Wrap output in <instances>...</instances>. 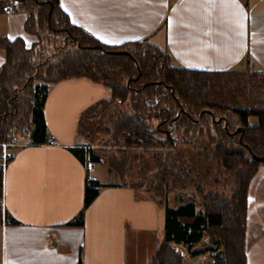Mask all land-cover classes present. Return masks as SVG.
I'll list each match as a JSON object with an SVG mask.
<instances>
[{"label":"crops","instance_id":"crops-1","mask_svg":"<svg viewBox=\"0 0 264 264\" xmlns=\"http://www.w3.org/2000/svg\"><path fill=\"white\" fill-rule=\"evenodd\" d=\"M58 3L71 23L109 46L146 40L166 52L172 66L264 71V0ZM25 18V11L0 8V37L20 36L30 46L36 37L26 31ZM3 60L0 47V67ZM46 92L47 139L56 142L21 140L2 168L0 264H149L163 242L164 206L116 181L107 165L92 172L103 160H91L92 144L76 128L88 105L110 98V87L81 76L48 82ZM88 179L104 185L84 207ZM173 192L167 204L177 207L183 195L171 202ZM209 244L203 237L190 247L171 246L180 264H213L221 246L205 249ZM244 253L245 264H264V163L248 183Z\"/></svg>","mask_w":264,"mask_h":264},{"label":"trees","instance_id":"trees-1","mask_svg":"<svg viewBox=\"0 0 264 264\" xmlns=\"http://www.w3.org/2000/svg\"><path fill=\"white\" fill-rule=\"evenodd\" d=\"M8 5L12 10L26 12L24 27L36 38L30 46H26L20 36L13 40L0 37V47L4 50L0 67V155L2 142L11 136L27 138L30 143L46 141L44 101L48 82L83 76L103 83L111 89L110 98L88 105L80 113L79 120L98 105L120 104L127 99L130 112L117 118L114 126L115 134L121 137L124 145L146 148L152 144L172 146L185 141L188 138L186 134L192 130L195 132L193 140L198 132L206 134L209 131L205 141L214 142L215 152L220 151L217 157L220 164L232 169L236 164H244L236 167L239 172L232 195L225 196L219 192L202 193L187 179L184 170L172 168L173 163L166 165L159 162L162 177L159 184H149L148 188L154 194L145 195L140 191L141 195H138L150 197L163 205L165 211L163 242L149 264H180L181 259L171 243L182 242L190 247L203 237H207L210 243L205 249L221 246L213 264H245L247 189L256 170L252 172L245 167L264 160L253 159L238 139L241 137L255 153H264L263 98L258 97L254 106H244L237 95L231 93L230 84L212 80L230 77L236 70L172 66L168 54L146 40L127 41L118 46L106 45L71 23L58 0H0L1 9ZM249 72L261 73L264 77V71ZM34 78H41L44 83H35ZM261 84L264 85V81L256 83L257 86ZM218 113L220 120L216 121L214 118ZM252 116L257 117L256 122L249 121ZM237 128L240 129L235 131ZM78 133L86 138L80 131ZM155 133H163L164 136ZM101 156L96 146L92 145L91 160L98 162ZM121 160L124 159L111 157L106 165L122 178L125 173ZM2 168L0 157V199ZM127 184L139 191V184L134 181ZM102 185L98 180L86 181L84 207L88 206L96 196L97 188ZM190 186L202 198L199 210L192 197L177 207L168 206L169 192H182Z\"/></svg>","mask_w":264,"mask_h":264},{"label":"rangeland","instance_id":"rangeland-1","mask_svg":"<svg viewBox=\"0 0 264 264\" xmlns=\"http://www.w3.org/2000/svg\"><path fill=\"white\" fill-rule=\"evenodd\" d=\"M59 56H57L58 58ZM56 59V58H55ZM249 71H256L246 68L244 70H236L232 76L221 77L220 79H212L214 82H222L225 85L232 87L231 93L237 95L240 104L244 106L256 105V100L263 98L264 102V85L257 86L258 81H264L261 73H250ZM35 83H44L41 78H34ZM237 88H236V87ZM234 87V88H233ZM260 104V103H259ZM129 101L118 104L114 102L109 105H98L94 111L88 112L83 119L78 120L77 130L80 131L86 140L96 146V149L102 155V163L95 165L92 172L105 170L107 159L121 157L123 174L121 178L117 176L116 181L129 182L134 181L139 184V191L136 193L141 195L140 191L145 195L154 194L149 188V184H159L161 179V164L173 163L174 169L180 168L187 174V179L191 180L195 185L202 190V193H215L219 192L225 196H231L236 186L238 165L234 169L220 164L219 158L220 151L215 152L216 148L213 143L205 141L208 132L196 134V139L193 140L194 130L186 134L188 138L185 141L176 142L174 145L161 146L159 144H152L149 147L140 145L123 144L121 137L115 134L114 126L117 118L124 116L125 113L130 112ZM182 108V107H180ZM216 121L220 120V113L215 115ZM214 116V117H215ZM257 117L252 116L251 122H256ZM157 136L163 137V133H155ZM200 135V136H199ZM202 141H200V139ZM26 138H21L24 141ZM195 141V142H194ZM258 154V153H256ZM259 155V154H258ZM264 162H258L246 166L247 170H253L258 165ZM164 174V173H163ZM183 195L182 201L194 198L196 204L200 207L202 205V198L196 193L193 186L186 188L183 192L174 191L170 194V201L172 202L177 195ZM197 195V197H196ZM192 197V198H191Z\"/></svg>","mask_w":264,"mask_h":264},{"label":"built area","instance_id":"built-area-1","mask_svg":"<svg viewBox=\"0 0 264 264\" xmlns=\"http://www.w3.org/2000/svg\"><path fill=\"white\" fill-rule=\"evenodd\" d=\"M21 140L15 136H11L7 141L5 142H2V146H3V151L0 155L1 157V164L4 165L5 161L8 159V158H11L13 156V151H12V148L19 145L21 142ZM47 142L48 143H55V139L53 138H48L47 139Z\"/></svg>","mask_w":264,"mask_h":264},{"label":"water","instance_id":"water-1","mask_svg":"<svg viewBox=\"0 0 264 264\" xmlns=\"http://www.w3.org/2000/svg\"><path fill=\"white\" fill-rule=\"evenodd\" d=\"M116 52H124V51H116ZM172 92H173V89H172ZM180 110H183V108H180ZM238 129H240V128H237L235 131H237ZM238 140H239V143H240L241 145H243L244 147H246V149L248 150L249 154L252 156L253 159L258 160V161H262V160H264V153H263L262 155H258V154H256V153L250 148V146H249L248 144H246L245 142H243V140H242L241 137H239Z\"/></svg>","mask_w":264,"mask_h":264}]
</instances>
